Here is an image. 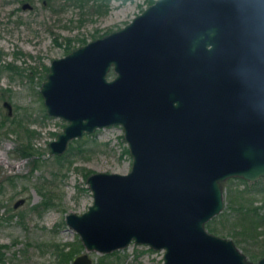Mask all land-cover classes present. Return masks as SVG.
I'll use <instances>...</instances> for the list:
<instances>
[{
	"label": "water",
	"instance_id": "1",
	"mask_svg": "<svg viewBox=\"0 0 264 264\" xmlns=\"http://www.w3.org/2000/svg\"><path fill=\"white\" fill-rule=\"evenodd\" d=\"M38 91L65 122L49 154L118 125L130 157L126 172L88 173L91 202L64 215L85 250L132 241L161 264H264L204 226L226 179L264 176V0H153L52 58Z\"/></svg>",
	"mask_w": 264,
	"mask_h": 264
},
{
	"label": "rangeland",
	"instance_id": "2",
	"mask_svg": "<svg viewBox=\"0 0 264 264\" xmlns=\"http://www.w3.org/2000/svg\"><path fill=\"white\" fill-rule=\"evenodd\" d=\"M147 4V0H0V264H60L58 249L67 251L80 243L64 215L79 213L91 202L84 173L129 169L118 125L69 139L59 159L49 154L47 141L65 122L45 113L38 88L52 58L117 29ZM3 100L11 105L9 116ZM26 127L33 130L28 136ZM27 139L30 155H21ZM231 186L236 188L229 201L222 185L223 204L212 216L211 232L230 238L255 261L264 254V224L256 226L257 235L251 229L244 233L228 206L261 205L259 212L264 213V176L258 190L240 192L242 183L235 179ZM18 198L23 201L14 207ZM220 212L225 215L217 216ZM111 252L104 254L113 264H161V249L132 241ZM78 253H86L91 264L103 255L85 250L81 243L73 256Z\"/></svg>",
	"mask_w": 264,
	"mask_h": 264
},
{
	"label": "trees",
	"instance_id": "3",
	"mask_svg": "<svg viewBox=\"0 0 264 264\" xmlns=\"http://www.w3.org/2000/svg\"><path fill=\"white\" fill-rule=\"evenodd\" d=\"M153 0H147V3H151ZM47 69V68H46ZM26 132V134L28 133V130H24ZM27 144H23L21 145L19 152L21 153V155H30V151H29V146H28V140H26ZM71 147V145H69ZM78 152L82 151L81 147H77L76 148ZM126 151V149H124ZM69 151V150H68ZM56 159H59L61 157H63V155H55ZM90 173V171H87L84 173V177ZM263 177H259L254 181H247L245 179L239 178V177H233V178H228L226 179L222 185H226V195H227V199L230 201V195L233 191L234 188H236L235 186H231V182H233V179L237 180L238 182L242 183V187L239 188L238 190L240 192L242 191H248V190H258L261 188V180ZM45 204V202H43ZM229 209L231 211H234L236 214V220L238 221L239 224H241L242 227H240L244 232L246 233V230H253V234L257 235L259 233L258 230H256V226H260L264 224V213L263 212H259V209L261 208V205H243V204H239L237 206V209H235V207L232 205V203L229 202ZM229 210V211H230ZM222 216L225 215L224 212H220V214H218L217 216ZM216 216V215H215ZM214 216V217H215ZM210 218L208 221L205 222L204 226L207 228L208 231H213L214 229L211 228L210 223L213 222V218ZM213 227V226H212ZM215 232V230H214ZM230 233V232H229ZM231 235H233V233H230ZM234 236V235H233ZM264 244V243H263ZM80 243L76 242L75 244H72L71 248L67 251H62L61 249H58L57 251V255L59 257L60 260V264H67L68 260L72 258L73 254L77 251L78 247H79ZM114 253V252H111ZM263 254V253H262ZM107 254H103L101 257H99V259L97 260V262L95 264H113L112 262L106 261L105 260V256ZM2 259V252L0 251V261Z\"/></svg>",
	"mask_w": 264,
	"mask_h": 264
},
{
	"label": "flooded vegetation",
	"instance_id": "4",
	"mask_svg": "<svg viewBox=\"0 0 264 264\" xmlns=\"http://www.w3.org/2000/svg\"><path fill=\"white\" fill-rule=\"evenodd\" d=\"M6 100H3L2 101V106H4L5 107V109H6V114L9 116L10 114H11V105H10V103L8 102V101H6L8 104H9V109L4 105V102H5ZM46 113V112H45ZM10 121H13L12 119H10ZM2 121L0 120V123H1ZM27 128V127H26ZM27 130H28V133L26 134L27 136L30 134V133H32V129H28L27 128ZM28 140V139H27ZM25 144H27V142H25ZM29 146H30V144H29ZM18 199H22V201H23V198H18ZM17 200V199H16ZM15 200V201H16ZM15 201L13 202V206L15 207V206H17V205H19L20 203H22V201L20 202V203H18V204H16V205H14V203H15Z\"/></svg>",
	"mask_w": 264,
	"mask_h": 264
},
{
	"label": "bare ground",
	"instance_id": "5",
	"mask_svg": "<svg viewBox=\"0 0 264 264\" xmlns=\"http://www.w3.org/2000/svg\"><path fill=\"white\" fill-rule=\"evenodd\" d=\"M6 162V161H5Z\"/></svg>",
	"mask_w": 264,
	"mask_h": 264
}]
</instances>
